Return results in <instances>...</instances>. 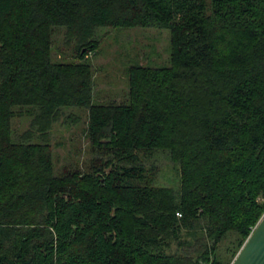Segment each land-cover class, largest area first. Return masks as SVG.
Instances as JSON below:
<instances>
[{
	"label": "trees",
	"instance_id": "trees-1",
	"mask_svg": "<svg viewBox=\"0 0 264 264\" xmlns=\"http://www.w3.org/2000/svg\"><path fill=\"white\" fill-rule=\"evenodd\" d=\"M102 28L171 34L169 66L128 68L126 104L92 103ZM74 108L93 156L58 172ZM263 214L264 0H0V264H230Z\"/></svg>",
	"mask_w": 264,
	"mask_h": 264
},
{
	"label": "rangeland",
	"instance_id": "rangeland-1",
	"mask_svg": "<svg viewBox=\"0 0 264 264\" xmlns=\"http://www.w3.org/2000/svg\"><path fill=\"white\" fill-rule=\"evenodd\" d=\"M98 48L91 52L89 62L93 69L94 94L92 103L126 104L128 92L127 70L139 64L152 67H167L170 63L171 34L165 29L153 28H102L98 30ZM58 37L54 41V56L65 63L73 62L70 49ZM62 52V53H61ZM65 54V56H63ZM61 62V61H60ZM79 117V123L66 125L63 120L56 123L50 134L54 167L62 171L68 167L84 166L92 158V151L85 137L87 112L74 108L66 111ZM15 130L23 131L28 127L25 118L13 121ZM147 169L154 175V183L175 188L178 185V167L172 163L167 152L154 151L138 156ZM235 235H229L219 246L221 257L230 256V244ZM229 249V250H228ZM234 259V258H233ZM231 260V259H230ZM232 262V261H231Z\"/></svg>",
	"mask_w": 264,
	"mask_h": 264
},
{
	"label": "water",
	"instance_id": "water-1",
	"mask_svg": "<svg viewBox=\"0 0 264 264\" xmlns=\"http://www.w3.org/2000/svg\"><path fill=\"white\" fill-rule=\"evenodd\" d=\"M230 264H264V214Z\"/></svg>",
	"mask_w": 264,
	"mask_h": 264
}]
</instances>
